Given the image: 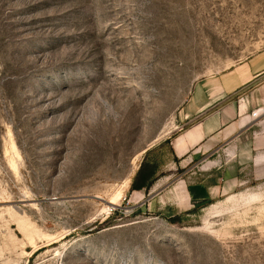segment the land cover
<instances>
[{"label": "rangeland", "instance_id": "374dc122", "mask_svg": "<svg viewBox=\"0 0 264 264\" xmlns=\"http://www.w3.org/2000/svg\"><path fill=\"white\" fill-rule=\"evenodd\" d=\"M262 52L264 0H0V264H264V166L170 145Z\"/></svg>", "mask_w": 264, "mask_h": 264}, {"label": "crops", "instance_id": "0c3cea01", "mask_svg": "<svg viewBox=\"0 0 264 264\" xmlns=\"http://www.w3.org/2000/svg\"><path fill=\"white\" fill-rule=\"evenodd\" d=\"M242 87L249 90L246 99L224 100L225 95ZM207 89L208 96H204L202 92ZM198 91L182 107V131L170 141L174 159L185 166L196 155L206 156L222 148L225 155L221 159L230 162L243 148V153L250 155L255 167L264 166V113L256 117L249 113L250 109L264 108V52L254 55L222 77L207 81ZM203 162L199 167L201 171L215 163L208 158ZM180 193L185 199H190L185 185L181 186Z\"/></svg>", "mask_w": 264, "mask_h": 264}, {"label": "trees", "instance_id": "16d2710c", "mask_svg": "<svg viewBox=\"0 0 264 264\" xmlns=\"http://www.w3.org/2000/svg\"><path fill=\"white\" fill-rule=\"evenodd\" d=\"M148 154L149 150L132 180L131 191L147 192L157 177L158 162L157 160H149Z\"/></svg>", "mask_w": 264, "mask_h": 264}, {"label": "built area", "instance_id": "2783aa9c", "mask_svg": "<svg viewBox=\"0 0 264 264\" xmlns=\"http://www.w3.org/2000/svg\"><path fill=\"white\" fill-rule=\"evenodd\" d=\"M260 109H262L263 110V112H264V108H261V107H259V108H254L253 110H252V115L254 116V117H256L257 116V111H259ZM262 113V112H261Z\"/></svg>", "mask_w": 264, "mask_h": 264}, {"label": "bare ground", "instance_id": "6f19581e", "mask_svg": "<svg viewBox=\"0 0 264 264\" xmlns=\"http://www.w3.org/2000/svg\"><path fill=\"white\" fill-rule=\"evenodd\" d=\"M121 194V193H120ZM120 194L119 195H117L115 198H113L112 200H110V202L111 203H116V200L118 199V197L120 196ZM232 197L231 196H229L228 198H227V200H229V199H231Z\"/></svg>", "mask_w": 264, "mask_h": 264}]
</instances>
